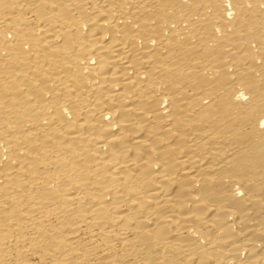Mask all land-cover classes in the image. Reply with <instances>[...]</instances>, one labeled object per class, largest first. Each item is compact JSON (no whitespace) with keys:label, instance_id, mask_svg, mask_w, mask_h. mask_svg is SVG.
I'll use <instances>...</instances> for the list:
<instances>
[{"label":"bare ground","instance_id":"6f19581e","mask_svg":"<svg viewBox=\"0 0 264 264\" xmlns=\"http://www.w3.org/2000/svg\"><path fill=\"white\" fill-rule=\"evenodd\" d=\"M0 264H264V0H0Z\"/></svg>","mask_w":264,"mask_h":264}]
</instances>
